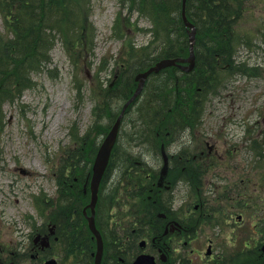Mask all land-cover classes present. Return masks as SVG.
Segmentation results:
<instances>
[{
	"label": "rangeland",
	"instance_id": "374dc122",
	"mask_svg": "<svg viewBox=\"0 0 264 264\" xmlns=\"http://www.w3.org/2000/svg\"><path fill=\"white\" fill-rule=\"evenodd\" d=\"M74 1L81 7V20L91 25V42L83 47L65 48L62 37L76 36L77 31L67 23L71 17L63 18L57 30L61 39L56 38L50 50L51 63L32 76L31 86L21 95L11 93V97L0 104V239L3 243L23 241L19 235L25 238L34 226L47 221L50 209L58 204L55 200L59 194L57 179L60 172L65 182L71 183L70 173L75 169L70 165L71 162L77 168L84 167V175L87 173L90 162L82 156L78 158L76 154L81 153L85 145L82 141L85 139L97 145L92 166L97 149L106 135L100 130L106 127L108 108L101 99L97 81L103 84L111 81L113 74L116 71L119 73L123 67L125 48L130 45L140 48L149 38L148 19L137 11L131 12L127 1ZM245 5L246 9L235 26L238 43L236 64L240 65L241 70L247 68L248 71L237 74L231 86L208 103L198 124L193 121L189 129H198L195 132L201 133L195 139L197 144L209 140L217 148V157H225L223 151L227 141L223 137L225 130L224 133L221 131L224 128L221 116L227 115L226 119L231 120L235 113L231 125L237 126V133L246 137V143L252 148L254 156L259 157L256 164L246 160L239 165L236 162L238 170L233 168L234 160L230 163L226 158V163H214L204 171V186L201 184L200 189L203 187L206 191L207 187L210 188L206 181L208 175L213 174L212 188L221 185L220 193H233L232 199L240 203L234 209L227 207L223 214L213 215L214 219L220 221L214 222V225H228L231 220H236L237 212L245 219L239 229L245 234V239L241 238L235 244L236 238L232 228H229L225 244H215V251L224 250L228 254L233 253L234 249L247 251L254 246L259 247L258 241L263 240L264 243L263 235L258 234L255 227L256 219L264 218V0H247ZM2 10H5V6L0 0V39L10 37L12 33V15ZM123 88L121 86L112 92V97H117L110 101L116 104H113L114 108L110 104L109 109H114L112 111L115 114L125 100L119 96ZM0 95L6 96V93L0 91ZM96 104L99 109L94 117L92 108ZM134 108L130 109L121 124L118 145L111 159L108 176L104 177L101 193V198L112 200L111 192L118 186L119 197H123L122 205L125 206L130 205L126 204V195L129 197L127 191L131 189L128 173L139 169L140 162L146 164L144 173L158 171L157 167L161 165L160 140L156 141L154 147L149 140L140 142L131 134L129 125L136 114ZM216 118L219 120L216 131H220L222 137L215 135L214 129L208 133L206 130V124ZM256 119L261 120L259 125L255 123ZM260 129V145L253 148L251 141L254 132L256 130V134ZM190 143L193 146V142ZM243 152L246 150L243 149ZM221 177L229 179V184ZM235 178L241 186L240 197L237 194L238 186L233 181ZM76 180L77 177L75 184L78 182ZM79 182L82 187L85 179ZM145 195H148L147 191ZM201 248L204 252L206 244L198 246V249Z\"/></svg>",
	"mask_w": 264,
	"mask_h": 264
},
{
	"label": "flooded vegetation",
	"instance_id": "af4514ba",
	"mask_svg": "<svg viewBox=\"0 0 264 264\" xmlns=\"http://www.w3.org/2000/svg\"><path fill=\"white\" fill-rule=\"evenodd\" d=\"M234 117L235 113L231 120ZM226 118L227 115L221 116L224 127L221 131L224 133L225 130L223 137L227 141L223 151L225 157H217V148L209 140L202 141L200 145L195 142L201 134L195 132L198 129L189 130L190 126L183 130L178 128L168 137L169 141L164 142L165 138L162 141L158 171L144 173L148 182L147 198L151 203L143 207L96 203L93 218L102 240L98 259L97 239L87 220L92 214L91 208L86 205L89 197L87 202L76 199L64 188L60 200H55L58 204L50 209L47 221L34 226L25 238L19 235L23 241L3 243L0 239V264H264L263 240L257 242L259 247L254 246L247 251L234 249L228 254L224 250H214L216 243L225 244L229 228H232L236 238L235 244L241 238L245 239V234L239 230L245 219L237 212L236 220H231L228 225H214L219 220L213 215L223 214L227 207L234 209L240 203L232 199L233 193H220L221 185L212 188L213 174H209L206 181L210 188L206 186V191L203 187L200 189L201 184L204 186V171L214 163H226V158L230 163L234 160L235 169L241 161L254 164L259 161L246 143V137L239 135L237 126H232L231 120ZM218 122L216 118L207 123V133L213 129L216 131ZM255 123L259 125L261 120ZM255 132L253 142L255 144L258 140L260 143L262 130ZM216 134L222 137L220 131ZM140 164L142 169L146 167V164ZM163 165L165 172L162 176ZM139 169L137 172L142 171ZM215 177L220 179L219 175ZM221 179L229 184V179ZM233 181L238 186L240 197L241 186L236 178ZM86 186L87 179L82 186L84 195L87 193ZM176 200L179 202L176 203ZM255 227L257 233L264 237V220L256 221ZM204 244L206 250L202 252L198 246Z\"/></svg>",
	"mask_w": 264,
	"mask_h": 264
},
{
	"label": "trees",
	"instance_id": "16d2710c",
	"mask_svg": "<svg viewBox=\"0 0 264 264\" xmlns=\"http://www.w3.org/2000/svg\"><path fill=\"white\" fill-rule=\"evenodd\" d=\"M121 1L128 2L131 12L137 11L148 19L149 38L140 48L132 45L125 48L123 67L119 73L113 74L112 82L103 84L97 81L101 99L108 106V124L116 116L112 111L116 103H111L117 97H112L114 90L124 86L119 96L127 99L136 87L134 76L137 72L161 58L188 55V33L181 16V0ZM246 1L186 0V16L196 29L194 67L188 72L175 66L168 67L147 78L141 94L128 108L135 107L136 114L129 126L136 140L142 142L149 137L154 147L157 140L165 138L164 142L169 141L168 137L178 128L183 130L193 121H200L208 103L224 93L237 74L248 71L247 68L241 70L236 64L238 43L235 32V26L246 9ZM3 4L5 10L2 11L12 15V33L10 37L0 39V91L6 93V96L0 95V104L7 101L11 93L21 95L31 86L32 76L51 63L50 50L55 39L60 37L57 30L63 18L71 17L67 23L77 31L76 36L60 37L65 48L83 47L91 42V25L81 20V7L74 0H3ZM110 104L113 107L109 109ZM98 109L97 104L93 106L94 117ZM106 130L107 125L100 132L105 133ZM157 135L161 136L158 138ZM82 142L85 145L81 153L76 154L91 163L96 145L88 139ZM74 164L70 163L71 166ZM82 168L75 167L70 173V184L65 182L60 172L57 182L59 187L62 186L61 192L67 188L72 197L85 199L79 182ZM135 174L130 176L133 179L130 181L140 186L145 180L144 174ZM74 175L79 187L75 184L73 189ZM114 196L115 193L112 199Z\"/></svg>",
	"mask_w": 264,
	"mask_h": 264
},
{
	"label": "water",
	"instance_id": "95a60500",
	"mask_svg": "<svg viewBox=\"0 0 264 264\" xmlns=\"http://www.w3.org/2000/svg\"><path fill=\"white\" fill-rule=\"evenodd\" d=\"M185 1L182 0V10H181V15L182 19L185 23V26L188 28V36H189V55L185 59L181 58H163L157 61L154 65L150 66L148 69L145 71L139 72L136 74L135 79L138 81L136 90L134 91L133 95L124 103L123 108L117 117L116 121L112 125L111 129L105 136L104 140L102 141L101 145L98 148V151L96 153V156L94 158L93 166H92V176L90 180V190H91V199L90 203L88 206L92 209L93 213V207L97 198V190L99 186V182L101 180V177L104 173L105 167L107 165L109 155L111 152V149L113 147V144L115 143L119 124L121 117L126 109V107L136 98V96L140 93L144 82L147 78V76L152 73V72H158L161 69L168 67V66H174V65H179V62H187V65H183L180 67L185 69V70H190L193 67L194 64V40H195V28L194 25L189 22L186 18L185 14ZM165 172V167L162 170V176ZM89 226L91 230L94 232L96 239H97V259L99 254H101V249H102V241L99 232L96 230L93 222V216L91 215L89 218Z\"/></svg>",
	"mask_w": 264,
	"mask_h": 264
}]
</instances>
